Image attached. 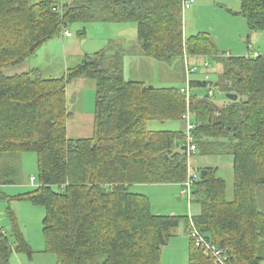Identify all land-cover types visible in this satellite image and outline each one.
Returning <instances> with one entry per match:
<instances>
[{
    "label": "trees",
    "instance_id": "1",
    "mask_svg": "<svg viewBox=\"0 0 264 264\" xmlns=\"http://www.w3.org/2000/svg\"><path fill=\"white\" fill-rule=\"evenodd\" d=\"M234 14L249 33L264 32V0H240ZM74 22L134 23L143 56L183 66L187 55L205 77L206 58L220 66L215 82L191 80L188 107L196 154L226 148L232 157L233 198L225 199V182L204 168L191 195L200 212L191 218L227 264H262L264 214L256 189L264 185V55H225L206 33L185 38L181 0H0V177L11 184L20 157L35 154L37 187L15 198L44 209L43 252L55 264H161L159 232L166 242L184 219L189 237L188 217L155 215L145 196L130 191L186 178L185 131L146 127L152 120L184 122L181 87L126 80L123 54L108 49L85 56L65 78L46 79L37 70L5 75ZM73 79L92 80L96 92L93 134L78 140L67 137L66 89ZM214 91L223 97L219 104ZM12 235L14 241L0 227V264L15 253L32 256L19 233ZM189 240L187 264H214Z\"/></svg>",
    "mask_w": 264,
    "mask_h": 264
},
{
    "label": "rangeland",
    "instance_id": "2",
    "mask_svg": "<svg viewBox=\"0 0 264 264\" xmlns=\"http://www.w3.org/2000/svg\"><path fill=\"white\" fill-rule=\"evenodd\" d=\"M61 3V0H57ZM240 7V0H192L191 7L182 14V32L185 38L198 33H206L215 47L225 55L239 56L238 50L244 56L253 52L264 53V32L249 33L246 21L241 15H236ZM229 11H233L230 13ZM71 34L70 38H62L61 33L43 44L30 57L31 70H37L46 79L65 78L67 70L79 65L85 56L92 55L104 49L108 52L123 54V75L126 80L142 82L146 86L154 87H184L185 60L182 66L179 60L167 65L143 56L136 46V26L134 23H101L74 22L69 23L63 31ZM249 52V53H248ZM210 72L208 80L215 82L220 72V66L209 61ZM189 65L192 62L189 58ZM199 70L190 76V80L204 79L205 74ZM70 94L67 100V137L70 140L89 138L94 129L95 86L89 79H73L67 84ZM73 93L75 101L70 103ZM214 101H223L220 92L214 91ZM194 124V120L190 119ZM186 123L182 121L160 122L152 120L146 127L152 131H185ZM226 148H218L208 155L195 154L191 157V169L199 172L204 168L214 170L216 177L222 179L226 185L225 199L233 198V169L232 157ZM31 178L34 179L31 182ZM5 180L0 177V227L14 241V230L19 233L23 241L29 246L32 256L45 255V240L42 234V219L44 209L32 204L28 200L15 198L37 187L36 156L32 153L20 157L17 175L11 184H2ZM199 179L196 181V183ZM181 185L138 184L130 191L145 196L155 215L170 217L197 216L200 206L186 199L180 194ZM181 199L180 201L178 199ZM256 202L260 212L264 214V185L256 189ZM171 236L161 248V264H187L189 237L184 219L170 230ZM27 257L25 253H15L14 256ZM11 258L13 259L15 257ZM27 259V258H26ZM38 262L44 258H37ZM37 261V260H36ZM37 262V263H38ZM42 263V262H41ZM40 263V264H41ZM264 264V262L262 263Z\"/></svg>",
    "mask_w": 264,
    "mask_h": 264
},
{
    "label": "built area",
    "instance_id": "3",
    "mask_svg": "<svg viewBox=\"0 0 264 264\" xmlns=\"http://www.w3.org/2000/svg\"><path fill=\"white\" fill-rule=\"evenodd\" d=\"M192 0H181V12L182 14L185 12V10H188L191 7ZM62 37H70L71 34L68 31H62ZM264 55V53H257L253 52L250 54L251 57H258ZM247 56V55H246ZM185 60V73H184V81L185 86L180 88V92L184 95L186 101H187V110L186 113L183 115V120L186 123L185 126V154L187 158L186 166H187V172H186V178L181 184V190L180 194L183 198L186 199L187 204H191V195H192V189L196 183V181L199 178V174L191 169L190 160L193 155L196 154V148L193 140V136L191 134V131L195 128V125L190 123V115H189V99L191 96V80L190 76L194 73H196L199 69L197 65L192 64V66L189 65V57L187 55L184 56ZM209 62L204 61L203 67L208 68ZM208 77H205V80H207ZM209 95H212V92L209 91ZM34 179L31 178V182H33ZM192 216L189 213V237L193 241L194 245L203 251L206 257H210L214 264H227V257L224 255L223 251L219 249L211 240L205 238L199 230L196 228L195 224L192 221Z\"/></svg>",
    "mask_w": 264,
    "mask_h": 264
},
{
    "label": "crops",
    "instance_id": "4",
    "mask_svg": "<svg viewBox=\"0 0 264 264\" xmlns=\"http://www.w3.org/2000/svg\"><path fill=\"white\" fill-rule=\"evenodd\" d=\"M62 36V35H61ZM71 37V36H70ZM70 37H67V38H70ZM62 38H66V37H62ZM242 50H238V55L239 56H244V52H240ZM249 53V52H248ZM230 56V54H229ZM202 59H196V61L198 62V64H200L199 62L201 61ZM204 61V60H202ZM205 61H208L207 58L205 59ZM191 62L194 64H196V62L194 60H191ZM210 65L209 67L207 68V74L210 73ZM31 70V65H30V59L27 60L26 62H24L23 64L19 65V66H16L14 68H10V69H7L5 70V75L6 76H14V75H17V74H22V73H26L28 71ZM201 74L204 75V73L202 72ZM207 77V76H206ZM142 83V82H141ZM76 94V93H75ZM66 95H67V100L69 99V93L67 92V89H66ZM76 98V97H75ZM68 103V101H67ZM180 199V198H179ZM14 256V255H13ZM27 256V255H26ZM45 256L44 254L43 255H39V256H31L30 258L27 256V257H19L17 255H15L14 259H13V262L10 261V264H55L56 263V259L55 257H43ZM52 256V255H50ZM27 258V259H26ZM37 258H44V259H41L42 261H39L38 262V259ZM37 260V261H36ZM38 262V263H37Z\"/></svg>",
    "mask_w": 264,
    "mask_h": 264
},
{
    "label": "water",
    "instance_id": "5",
    "mask_svg": "<svg viewBox=\"0 0 264 264\" xmlns=\"http://www.w3.org/2000/svg\"><path fill=\"white\" fill-rule=\"evenodd\" d=\"M148 87L151 88V86H148ZM144 89H145V88H143V90H144ZM75 97H76V94L73 93L72 96H71V99H70V103L73 102V101H75ZM226 98L229 99V100H235V99L237 98V96H236V95L227 94V95H226ZM199 175H200L201 178H202V177H205V176L207 175V171H206V170H201L200 173H199ZM178 200L180 201L181 199H178ZM158 237H159V241H160L162 244H164L165 241H164V239H163V235H162L161 232L158 233Z\"/></svg>",
    "mask_w": 264,
    "mask_h": 264
}]
</instances>
